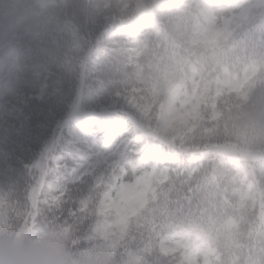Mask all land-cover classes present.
Wrapping results in <instances>:
<instances>
[{
  "label": "snow or ice",
  "instance_id": "1",
  "mask_svg": "<svg viewBox=\"0 0 264 264\" xmlns=\"http://www.w3.org/2000/svg\"><path fill=\"white\" fill-rule=\"evenodd\" d=\"M98 8L118 37L119 78L106 88L146 141L132 151L154 142L160 155L142 171L107 162L80 198L71 184L93 173L53 191L42 160L24 206L0 198V227L10 217L58 226L113 264H264V158L238 155L212 126L217 102L264 74V27L257 34L251 23L264 0L238 11L219 0ZM166 154L173 163H163Z\"/></svg>",
  "mask_w": 264,
  "mask_h": 264
},
{
  "label": "trees",
  "instance_id": "2",
  "mask_svg": "<svg viewBox=\"0 0 264 264\" xmlns=\"http://www.w3.org/2000/svg\"><path fill=\"white\" fill-rule=\"evenodd\" d=\"M102 2L0 0V198L10 203H27L38 175L35 166L58 133L47 160L53 191L82 172L93 173L71 184L76 198L87 194L107 162L118 159L122 167L133 170L160 155L154 142H148L140 155L133 153L146 141L106 88L119 78L111 52L118 37L112 30L105 32L98 8ZM251 23L258 34L264 13L254 12ZM258 88L264 89V74L227 94L221 103L229 112L241 109L252 104ZM213 127L220 130L219 125ZM222 130L228 134L226 124ZM164 160L173 163L167 154ZM21 226L18 218L10 217L0 233L17 234ZM50 227L25 225L23 233ZM76 242L77 250L94 247L81 238Z\"/></svg>",
  "mask_w": 264,
  "mask_h": 264
},
{
  "label": "clouds",
  "instance_id": "3",
  "mask_svg": "<svg viewBox=\"0 0 264 264\" xmlns=\"http://www.w3.org/2000/svg\"><path fill=\"white\" fill-rule=\"evenodd\" d=\"M217 103L221 115L212 124L220 126V130L215 129L216 137L227 141L240 156L264 158V89L256 90L252 104L231 112ZM225 124L227 135L222 130ZM77 239L58 226L21 235L0 233V264H113L102 251L77 250Z\"/></svg>",
  "mask_w": 264,
  "mask_h": 264
},
{
  "label": "rangeland",
  "instance_id": "4",
  "mask_svg": "<svg viewBox=\"0 0 264 264\" xmlns=\"http://www.w3.org/2000/svg\"><path fill=\"white\" fill-rule=\"evenodd\" d=\"M219 2L224 3V4H227V5H231V6L233 7L234 10H237V11H238V10H240V8L243 7V6H246V5H249V4H253V3H257L258 0H247V2H245V3L242 4V5H236V4H234V3L229 2L228 0H219ZM80 113H81V112H80ZM56 140H57V139H54V141H53V145L55 144ZM154 162H155V160H154ZM150 166H151V165H149V166H144V167H140V168H138L137 170H141V171H142V170H145V169L149 168ZM128 171L131 172L132 169H128ZM33 185H34V184H33ZM24 229H25V226H24V225L21 226V228L19 229L17 235H21V234H23Z\"/></svg>",
  "mask_w": 264,
  "mask_h": 264
}]
</instances>
